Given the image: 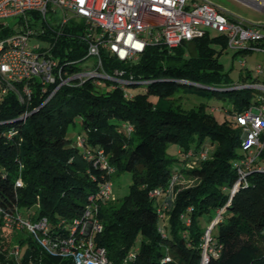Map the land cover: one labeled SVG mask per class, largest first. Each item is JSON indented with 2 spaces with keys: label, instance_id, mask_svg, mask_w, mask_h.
Listing matches in <instances>:
<instances>
[{
  "label": "trees",
  "instance_id": "obj_1",
  "mask_svg": "<svg viewBox=\"0 0 264 264\" xmlns=\"http://www.w3.org/2000/svg\"><path fill=\"white\" fill-rule=\"evenodd\" d=\"M82 29V23L70 20L54 40L51 54L62 71L76 70L66 63L85 54L86 45L79 39ZM13 33L0 25V39ZM48 35L44 39L53 41ZM214 43L224 48L223 38L204 34L170 51L149 47L131 66L110 62L109 66L123 69L134 80L151 82L130 99L123 98L118 88L103 91L85 82L79 87H61L46 100L51 87L41 92L37 79L14 84L18 91L23 85L29 87L30 98L25 103L12 92L0 93V209L11 213L25 208L26 214L45 217L53 228L61 220L77 218L99 179L82 155L84 150L101 149L115 170L113 176L128 172L131 179L119 207L113 209L110 201L98 212L102 229L94 236V244L104 249L111 264H199L203 232L198 219L219 210L220 219L212 227L215 232H210L211 243L219 250L207 264H264V148L245 182L231 191L236 180L231 166L239 157L235 151L240 130L233 121H216L205 112L204 104L184 109L168 100L177 86H193L177 83L184 80L202 87L194 89H209L215 97L230 99L233 106L228 113L232 116L257 105L249 101L250 89L230 90L233 83L224 79ZM239 79L258 82L249 75ZM150 96L157 102H150ZM23 114H27L25 119H21ZM75 118L82 132L81 148L66 137ZM125 123L132 126L128 135L121 130ZM10 130L16 133L7 137ZM168 145L177 147L182 156L177 162L182 166H172ZM206 145L213 150L201 160L198 153L207 150ZM188 151L191 156L184 157ZM181 173L197 182L178 190L171 201L148 195L154 189L163 191L171 175ZM91 174L96 181L90 180ZM17 179L20 188L14 187ZM165 201L162 223L157 210ZM18 237L16 242L26 245L23 263L47 264L42 263L47 259L72 264L46 255L30 237ZM129 253L132 258L126 260ZM164 258L168 261L163 262ZM4 261L0 255V264ZM11 262L10 256L6 263Z\"/></svg>",
  "mask_w": 264,
  "mask_h": 264
},
{
  "label": "built area",
  "instance_id": "obj_2",
  "mask_svg": "<svg viewBox=\"0 0 264 264\" xmlns=\"http://www.w3.org/2000/svg\"><path fill=\"white\" fill-rule=\"evenodd\" d=\"M243 1L264 14V0ZM8 18H17L21 23L18 31L0 39V93L12 92L20 103L29 100L30 90L23 85L18 91L14 84L30 79H37L41 92L51 87L46 100L61 87H79L85 82L103 91L118 88L123 98L130 99L131 96L123 92L125 88L151 82L134 80L123 69L109 66L110 62L131 66L149 47L170 51L204 34L220 36L224 40V48L236 55L258 53L264 58V24L247 23L201 0H0V20ZM70 20L83 24L79 39L85 43L86 49L81 59L66 63L77 67L67 72L58 68V60L52 56L51 50L54 40ZM48 32L53 41L44 39ZM239 65L244 68V61H240ZM244 74L241 79L249 75L247 71ZM252 75L264 82V60L255 65ZM262 82L239 80L229 88L264 93ZM177 83L200 87L184 80ZM26 117L27 114H23L21 119ZM232 121L240 130L239 149L242 154L231 166L236 174L231 191L245 182V176L258 162L264 148V99L260 98L257 105L232 116ZM121 130L128 135L132 126L125 123ZM15 133L10 130L7 137ZM82 144V136L77 135L74 146L81 148ZM189 156L190 151L184 155ZM206 156V149L198 153L201 160ZM82 159L99 174V179L96 191L86 198L84 209L77 218L66 223L61 220L53 228L45 217H36L35 214L23 217L16 209L11 213L0 209V225L5 229L25 230L37 247L50 257L68 259L72 264H111L104 249L95 246L94 236L102 229L98 218L100 207L113 199L112 177L115 170L101 149L93 152L84 150ZM255 168L260 170L258 166ZM177 176L171 175L163 191L154 189L148 195L171 201L175 195ZM89 178L97 180L94 174ZM14 187H21L19 179L14 182ZM167 204L168 201L163 202L157 210L160 219ZM220 213L221 210L216 212L201 237L199 264H207L210 257H217L219 247L214 249L210 232L219 221ZM188 223L187 219L184 220L185 225ZM157 231L164 236L162 227L159 226ZM10 255L12 262L8 264H33L30 260L26 263L19 260L17 249ZM132 255L127 254L126 260ZM167 261L168 258L163 259V262Z\"/></svg>",
  "mask_w": 264,
  "mask_h": 264
},
{
  "label": "rangeland",
  "instance_id": "obj_3",
  "mask_svg": "<svg viewBox=\"0 0 264 264\" xmlns=\"http://www.w3.org/2000/svg\"><path fill=\"white\" fill-rule=\"evenodd\" d=\"M201 1L207 2L219 8L223 12L235 16L237 18H240L247 23L254 25L264 24V14L257 12L243 0H201ZM247 1L251 2L252 0H247ZM2 24L13 31L19 30L17 18H8V19L0 20V25ZM214 36L215 35L210 33V37H214ZM212 47L218 53L217 62L221 66L222 74L226 75L224 79L227 82L236 84L235 82H239L240 77L245 76L244 74L245 71L249 73V76L252 80H256L252 75V71L257 63L263 62L264 58L261 54L252 53L249 56L236 55L232 51H229L225 48H221V46L216 43L212 44ZM240 61H244V68L240 67L239 65ZM246 81H249V79ZM258 81L262 82L259 79ZM194 88H202V87L177 86V90L168 100L173 104L180 105L184 109L195 108L199 104H204L205 112L209 113L216 121L218 122H222L224 120H227L229 122L232 121V115L228 113L233 106L230 99H228L227 97L223 99H221L220 97H215L210 93L209 89L197 90ZM144 90H145V86L138 85L135 87H127L124 89L123 92L127 96H133L136 94L143 93ZM260 98L264 99L263 92L252 89L251 91H249L250 102L258 101ZM148 100L152 103L157 102V98L153 96L148 97ZM76 135H82L81 129L78 125L77 118L74 119V124L72 126L71 125L68 126L66 137L70 140H74ZM205 148H207L208 153H210L213 150V147L207 145ZM166 153H167V157L174 160L172 165L173 167H175V165H177V167L183 165L181 162H177V160L182 159V156L177 152V147L175 145H168L166 149ZM235 153L237 155L242 154L239 148L235 151ZM185 164L187 165V163ZM196 182L197 180L195 178H192L183 173L179 174L176 178V183H175L176 185L174 186L175 187L174 194L180 189L192 187ZM130 183H131L130 173L128 172H122L112 177L113 199L111 201V207L113 209H117L120 203H122L124 197L128 193V186L130 185ZM24 209L25 208H19V213L23 217L26 215V212L29 213V211H25ZM31 209L34 210V208ZM215 216H216V212L210 211L208 214L202 215L198 219V224L203 233L209 227L211 221L215 218ZM164 218L162 219V223L165 220ZM214 232L215 229L213 228L211 230V235H213ZM17 236H19L18 240H25L27 237H29V235L25 230L5 229L3 227H0V255L2 257L4 256L5 259L4 264H7L6 262L7 260H9V257L11 256L10 254H12V252L15 249L18 250V255H17L18 259L19 260L23 259L26 245L25 244L19 245V243L16 242L17 239H15V237ZM27 245H31V244H27ZM44 262H47V264H56L54 261L53 262L48 261L47 259L46 261L42 260V263Z\"/></svg>",
  "mask_w": 264,
  "mask_h": 264
},
{
  "label": "water",
  "instance_id": "obj_4",
  "mask_svg": "<svg viewBox=\"0 0 264 264\" xmlns=\"http://www.w3.org/2000/svg\"><path fill=\"white\" fill-rule=\"evenodd\" d=\"M178 84H183V83H178ZM186 85H192V84H186ZM230 90H234V89H230ZM226 91H229V90H226Z\"/></svg>",
  "mask_w": 264,
  "mask_h": 264
}]
</instances>
